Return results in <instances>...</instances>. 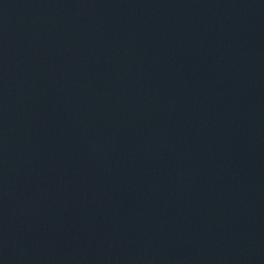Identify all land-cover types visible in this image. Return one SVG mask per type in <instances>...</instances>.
I'll return each instance as SVG.
<instances>
[{"label": "water", "instance_id": "obj_1", "mask_svg": "<svg viewBox=\"0 0 264 264\" xmlns=\"http://www.w3.org/2000/svg\"><path fill=\"white\" fill-rule=\"evenodd\" d=\"M0 264H264V0H0Z\"/></svg>", "mask_w": 264, "mask_h": 264}]
</instances>
